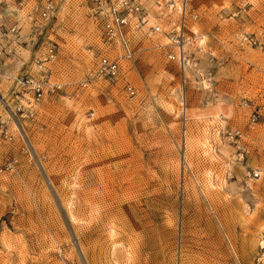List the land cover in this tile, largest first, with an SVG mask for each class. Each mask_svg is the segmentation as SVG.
<instances>
[{"label":"rangeland","instance_id":"374dc122","mask_svg":"<svg viewBox=\"0 0 264 264\" xmlns=\"http://www.w3.org/2000/svg\"><path fill=\"white\" fill-rule=\"evenodd\" d=\"M158 1L145 0L125 77L81 89L105 49L94 0H59L37 31L0 0V33L16 28L1 41L14 52L4 71L35 74L49 37L59 47L51 80L64 85L16 120V95L32 96L0 78L12 135L0 166L17 160L0 171V264H264V0H189L198 17L185 131L166 38L181 1L171 11ZM245 35L261 46L241 44ZM227 128L240 129L239 145Z\"/></svg>","mask_w":264,"mask_h":264},{"label":"built area","instance_id":"2783aa9c","mask_svg":"<svg viewBox=\"0 0 264 264\" xmlns=\"http://www.w3.org/2000/svg\"><path fill=\"white\" fill-rule=\"evenodd\" d=\"M18 5L27 8V13L35 24L36 31L47 22L56 19V9L59 0H14ZM181 8L178 13V18L174 25L167 32L169 51L167 58L175 62L178 66L180 86L183 91V107L186 109L185 91L188 84L187 71L194 64L193 53L187 46L190 44L191 29L194 22L197 20L198 14L191 9L189 0H180ZM173 0H166L163 4L166 8L171 6ZM94 14L99 19L102 29V44L105 49L94 52L93 67L89 70L84 80L79 84L83 89L93 83H117L125 77V64L134 56L132 45V36L135 32L147 24V12L145 10V0H94ZM156 4L161 6V2L156 0ZM151 31H159L161 28L158 25L150 26ZM14 26L9 29L5 28V32L0 33V78L12 80L16 87H19L22 92L31 93L35 101L43 99L44 96L58 93L64 90V85L58 82L59 80L51 81L52 72L47 64H53L58 58V44L47 37L41 45V50L36 59L38 70L35 74H7L3 66L6 61L12 60L14 52L12 49L5 47L2 40L6 37L7 32H14ZM241 44H249L250 46L259 47L261 44L258 38L254 35H245L240 38ZM109 48L110 50L106 49ZM125 81V82H124ZM122 88L129 95L135 94V89L131 84L124 79ZM21 92V93H22ZM18 100L14 110H10L15 118L17 114L21 117L32 118L35 114L33 102L30 99L25 100V104L20 99L21 96L16 95ZM7 102L4 97L0 98V104ZM3 102V103H2ZM8 104V102H7ZM9 105L5 106L8 107ZM4 107V106H3ZM183 114V130L186 128V112ZM16 119V118H15ZM17 120V119H16ZM255 121V115L250 119V123ZM5 119H0V147L3 143L11 141L12 135L6 126ZM224 136L230 142L239 145L242 140V132L238 128L225 129ZM239 155H242L240 152ZM17 160L10 159L4 162L3 167L0 166V171L13 170Z\"/></svg>","mask_w":264,"mask_h":264},{"label":"bare ground","instance_id":"6f19581e","mask_svg":"<svg viewBox=\"0 0 264 264\" xmlns=\"http://www.w3.org/2000/svg\"><path fill=\"white\" fill-rule=\"evenodd\" d=\"M165 1H166V0H165ZM165 1H164V2H165ZM58 2H59V1H58ZM13 3H14L15 5H17L21 11H25V15L28 16V18H30V16H29L28 13H27V8H26V6H25V7H22V6L18 5L14 0H13ZM174 7H175V6H174L173 4H171V6L168 7V10L171 11V10L174 9ZM57 9H58V7H57ZM57 9H56V13H57ZM145 10H146V9H145ZM16 11H17V10H16ZM17 12H19V11H17ZM146 12H147V11H146ZM56 13H55V15H56ZM147 17L149 18V14H148V12H147ZM148 18H147V21H148ZM30 19H31V18H30ZM31 20H32V19H31ZM147 24H148V22H147ZM147 24H146V25H147ZM144 27H145V26H144ZM144 27H143V28H144ZM143 28H142V29H143ZM142 29H141V30H142ZM148 29H149V28H148ZM151 32H158V31H151ZM166 38H167V36H166ZM167 41H168V38H167ZM167 44H168V43H167ZM189 46H190V45L187 46L188 49H190ZM104 48H105V47H104ZM106 49L110 50V49L107 48V47H106ZM194 65H195V64H193V65L191 66V68H190V67L188 68L189 70H188L187 73H186L187 76H188V74L190 73V71L193 70ZM36 69L38 70L37 63H36ZM37 70H36V72H37ZM51 81H52V80H51ZM25 94H26V93H25ZM27 94H30V95H31V93H29V92H27ZM31 96H32V95H31ZM46 96H47V95H46ZM44 97H45V96H44ZM44 97H43V98H44ZM39 101H40V100L35 101V100L33 99V97H32V101H31V102H33V108H34V109H35L36 104H37ZM4 102H5V101H4ZM2 103H3V102H2ZM0 105H1V104H0ZM7 105H9V104H7V102L3 103V106H4V107L7 106ZM1 106H2V105H1ZM3 106H2V107H3ZM182 107H183V103H182ZM184 110H185V108L183 107L182 112H183ZM174 115H175V114H174Z\"/></svg>","mask_w":264,"mask_h":264}]
</instances>
